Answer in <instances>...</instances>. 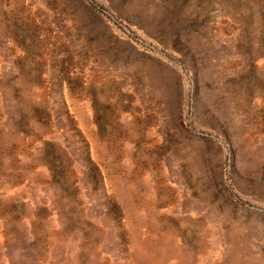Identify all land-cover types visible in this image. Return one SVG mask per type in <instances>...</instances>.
<instances>
[{"label": "rangeland", "instance_id": "obj_1", "mask_svg": "<svg viewBox=\"0 0 264 264\" xmlns=\"http://www.w3.org/2000/svg\"><path fill=\"white\" fill-rule=\"evenodd\" d=\"M0 264H264V0H0Z\"/></svg>", "mask_w": 264, "mask_h": 264}]
</instances>
